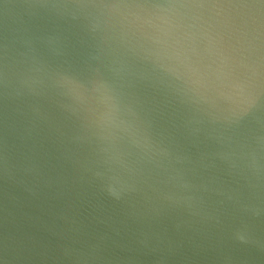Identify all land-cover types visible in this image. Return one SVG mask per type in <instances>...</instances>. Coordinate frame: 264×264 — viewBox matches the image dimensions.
Masks as SVG:
<instances>
[{"label":"water","instance_id":"95a60500","mask_svg":"<svg viewBox=\"0 0 264 264\" xmlns=\"http://www.w3.org/2000/svg\"><path fill=\"white\" fill-rule=\"evenodd\" d=\"M0 264H264V0H0Z\"/></svg>","mask_w":264,"mask_h":264}]
</instances>
